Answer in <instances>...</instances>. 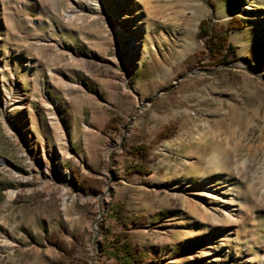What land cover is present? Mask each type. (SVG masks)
<instances>
[{
  "label": "rangeland",
  "instance_id": "374dc122",
  "mask_svg": "<svg viewBox=\"0 0 264 264\" xmlns=\"http://www.w3.org/2000/svg\"><path fill=\"white\" fill-rule=\"evenodd\" d=\"M208 1L0 0V264H264V0Z\"/></svg>",
  "mask_w": 264,
  "mask_h": 264
},
{
  "label": "trees",
  "instance_id": "16d2710c",
  "mask_svg": "<svg viewBox=\"0 0 264 264\" xmlns=\"http://www.w3.org/2000/svg\"><path fill=\"white\" fill-rule=\"evenodd\" d=\"M209 2L208 0H206ZM234 27V26H233ZM200 36H206V44L210 55L217 58L219 61L225 60L228 51L234 49L233 45H226L225 35L213 30L210 25V18L204 19L200 23ZM116 217L117 213H114ZM106 248L109 250V255L114 257L118 264H133L140 263L144 260V253L132 247L130 243H118L110 240Z\"/></svg>",
  "mask_w": 264,
  "mask_h": 264
}]
</instances>
